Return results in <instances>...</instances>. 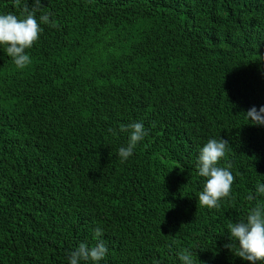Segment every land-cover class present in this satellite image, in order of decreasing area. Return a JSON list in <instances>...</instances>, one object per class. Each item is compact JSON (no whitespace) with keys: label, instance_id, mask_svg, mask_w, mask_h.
Wrapping results in <instances>:
<instances>
[{"label":"trees","instance_id":"obj_1","mask_svg":"<svg viewBox=\"0 0 264 264\" xmlns=\"http://www.w3.org/2000/svg\"><path fill=\"white\" fill-rule=\"evenodd\" d=\"M57 5L50 21L72 20L42 24L30 64L0 57V264H69L100 240L80 264H250L228 225L264 204V125L246 116L264 106V0ZM134 122L147 135L122 161ZM221 138L235 179L209 209L198 156Z\"/></svg>","mask_w":264,"mask_h":264},{"label":"clouds","instance_id":"obj_2","mask_svg":"<svg viewBox=\"0 0 264 264\" xmlns=\"http://www.w3.org/2000/svg\"><path fill=\"white\" fill-rule=\"evenodd\" d=\"M60 0H8L10 6L19 10L23 19L14 15L17 12L3 11L0 9V45L6 46V50L0 46V57H4L18 68L23 69L31 63L30 57L25 50L33 46L39 39L42 24L67 23L62 18H53L50 21L53 10ZM93 8L87 11L90 15ZM63 21V22H62ZM56 24L54 25V23ZM10 57L12 59H10ZM251 123L264 125V106L259 110L253 106L246 113ZM121 131H130L127 147L119 149V157L122 161L127 160L135 149L137 143L147 135L142 122H134L127 126L121 125ZM228 141L225 139H210L201 149L198 156L197 169L199 176L205 178L203 190L199 193L198 203L209 209L218 208L219 201L229 197L232 191L234 176L230 171V165L226 168L218 167L219 160L225 156ZM256 193L264 195V183L257 182ZM253 200V195L247 197ZM230 238L238 242L236 255L241 259L257 264L264 261V204L257 203L252 207L246 220L229 223ZM95 236L100 237L102 230L97 227ZM231 250V245H226ZM108 249L102 240L94 247H88L85 243L70 253L69 264H80L81 261H101L107 254ZM182 264H194L192 254L183 249L177 253Z\"/></svg>","mask_w":264,"mask_h":264}]
</instances>
